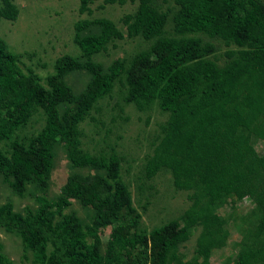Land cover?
Instances as JSON below:
<instances>
[{
  "label": "trees",
  "instance_id": "trees-1",
  "mask_svg": "<svg viewBox=\"0 0 264 264\" xmlns=\"http://www.w3.org/2000/svg\"><path fill=\"white\" fill-rule=\"evenodd\" d=\"M1 1L0 19L15 20L17 5ZM80 1L84 12L93 0ZM174 1L178 5L174 29L179 35H162L167 15L154 6V0H138L136 12L122 17L126 32L106 17L78 21L74 42L81 54L58 57L54 73L47 77L48 86L31 68L20 65L17 54L0 36V141L7 145L0 146V177L19 194L32 184L30 193L39 202L37 210L25 213L15 210L12 202L0 204V230L21 236L25 258L30 251L36 264H140L143 260L166 264L170 250L188 240L187 229L169 224L131 241L132 226L126 222L110 239L107 255L88 242V236L99 239V230L109 224L110 217L132 201L127 186L114 174L120 165L118 155L82 151L79 123L98 99L112 91L115 80L126 74L128 101L142 109L157 100L170 113L146 163L147 176L167 167L176 187L200 188L209 203L231 195L252 198L262 212L257 224L262 239L242 250L236 264H264V154L251 143L252 135L264 139V4L260 0ZM92 26L97 27L95 32L82 34ZM194 33L236 48H228L226 62L220 64L215 45L187 35ZM125 36L156 38L129 66L117 58L105 68L93 59L110 41ZM79 71L90 75L83 88L67 80ZM39 107L45 113L44 126L30 137L21 136L18 130ZM59 140L64 141L72 166L90 167L95 174L92 178L70 174L60 195L50 200L36 192L47 187ZM73 199L95 209L90 229L76 216L62 214ZM192 213L203 225L197 242L199 257L176 264H210L211 250L226 244L228 230L210 206L197 207ZM141 244L140 251L131 255V248ZM3 248L0 240V264H15Z\"/></svg>",
  "mask_w": 264,
  "mask_h": 264
},
{
  "label": "rangeland",
  "instance_id": "rangeland-1",
  "mask_svg": "<svg viewBox=\"0 0 264 264\" xmlns=\"http://www.w3.org/2000/svg\"><path fill=\"white\" fill-rule=\"evenodd\" d=\"M19 13L15 20L0 19V36L7 42L11 51L19 58L20 65L31 68L40 77V82L47 85L48 75L55 71V61L63 54L80 56L79 46L74 42L75 24L82 20H93L106 17L126 32L122 17L136 12L138 0H126L125 3H105L104 0H93L88 10L80 11V0H12ZM264 4V0H260ZM154 6L167 15L162 35H179L174 29V13L178 9L174 0H154ZM3 5L0 0V7ZM97 27L86 28L82 34L95 32ZM199 36L203 42L215 45V57L218 63L224 64V52L235 45H227L219 38H209L202 33L187 34ZM156 37L145 39L142 36H125L123 39L110 41L107 49L94 54L93 59L107 68L115 59L124 60L129 66L134 56L150 47ZM90 75L79 71L68 76L69 83L83 88ZM126 74L115 80L112 91L98 99L87 116L80 121L79 148L92 155L108 157L116 153L120 165L114 171L127 186L131 195V206H124L118 213L110 217L109 224L99 230V239L88 236V242L103 255L110 251L109 241L119 227L129 222L131 229L129 238L135 241L140 235L146 236L155 227L173 224L177 228L189 231L188 240L179 243L168 253L166 264H176L180 260L198 258L197 242L203 225L193 215L195 208L210 206L213 215L223 220V227L228 230L226 244L214 248L210 253V264H236L239 253L261 242L257 230L262 212L250 197L237 199L227 196L223 200L210 201L200 188L180 189L175 186L173 174L167 167H161L155 175L148 177L146 163L153 154L155 146L163 136V126L170 113L162 110L157 100L144 104L139 109L134 102L127 100ZM45 124V113L38 108L28 123L18 133L30 137L38 133ZM28 140V139H27ZM251 143L259 154H264V139L252 135ZM1 147L6 143L0 141ZM74 172L90 178L95 170L90 167H74L68 160L63 140L54 147V159L48 178L47 187L39 189L36 194L45 195L48 199H56L68 178ZM33 185L29 184L22 194L13 191L0 177V204L12 202L15 210L25 213L27 209L37 210L39 202L30 193ZM197 194V195H195ZM197 202V203H196ZM196 203V204H195ZM62 214L76 216L86 229L95 222L96 211L93 207L73 199ZM60 216V215H59ZM59 216H56L58 218ZM0 240L4 252L15 264H36L32 253L25 258L21 236L13 231L0 230ZM142 244L131 248V255H136ZM172 254L175 256L172 257ZM140 264H151L141 261Z\"/></svg>",
  "mask_w": 264,
  "mask_h": 264
}]
</instances>
